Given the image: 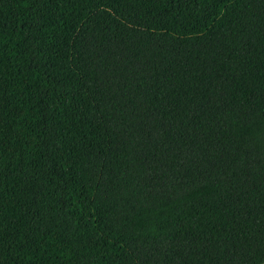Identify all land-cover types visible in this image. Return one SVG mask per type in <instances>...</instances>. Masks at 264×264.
Here are the masks:
<instances>
[{"label": "trees", "instance_id": "obj_1", "mask_svg": "<svg viewBox=\"0 0 264 264\" xmlns=\"http://www.w3.org/2000/svg\"><path fill=\"white\" fill-rule=\"evenodd\" d=\"M0 264H264V0H0Z\"/></svg>", "mask_w": 264, "mask_h": 264}]
</instances>
